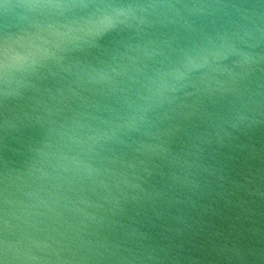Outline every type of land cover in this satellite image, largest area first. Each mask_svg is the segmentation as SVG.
Masks as SVG:
<instances>
[{
  "label": "water",
  "instance_id": "water-1",
  "mask_svg": "<svg viewBox=\"0 0 264 264\" xmlns=\"http://www.w3.org/2000/svg\"><path fill=\"white\" fill-rule=\"evenodd\" d=\"M0 264H264V0H0Z\"/></svg>",
  "mask_w": 264,
  "mask_h": 264
}]
</instances>
